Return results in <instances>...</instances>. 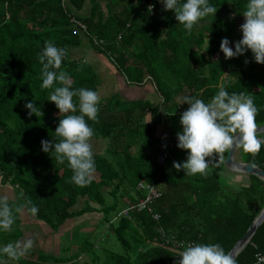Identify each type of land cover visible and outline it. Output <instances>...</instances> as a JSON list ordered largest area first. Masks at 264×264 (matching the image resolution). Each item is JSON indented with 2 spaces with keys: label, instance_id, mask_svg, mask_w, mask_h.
Masks as SVG:
<instances>
[{
  "label": "trees",
  "instance_id": "16d2710c",
  "mask_svg": "<svg viewBox=\"0 0 264 264\" xmlns=\"http://www.w3.org/2000/svg\"><path fill=\"white\" fill-rule=\"evenodd\" d=\"M85 1L0 0V181L16 191L17 200L10 201V205L22 210L25 200L31 201L39 209L33 216L58 229L67 219L96 210L91 201L98 203L99 211L105 215L101 222L109 225L108 232L113 231L124 251L106 249L110 258L99 262L90 236L84 245L95 256L96 261L91 264H178L181 245L193 242L219 243L230 252L264 207V180L245 174L249 184L236 186L226 179L228 151L219 159L215 154L206 157L212 159L207 175H184L183 169L177 171L173 167L174 161L187 158V150L171 149L162 166L157 165L155 157L161 132L177 139V132L182 130L180 114L172 113L179 109L178 101L191 94L208 102L221 84L229 93L251 95L258 109L256 124L264 125V63H257L251 50L225 59L220 42L227 37L230 46L234 41L236 20L214 19L210 14L189 32L176 20L174 10H164L158 0H153L152 10L148 6L150 0H136V4L124 5L120 11H110L106 20L99 3L88 16H78L74 8L81 9ZM209 2L220 9L231 4L230 11L240 17L246 5V0ZM72 16L87 25L86 36L92 46L126 76L125 82L149 83L159 95L158 103L124 100L120 94L100 98L96 120L88 121L94 131L90 143L107 139L108 147L104 153L93 152L94 178L84 187L71 182L72 169L66 160L57 162L41 146L42 139L58 142L54 131L64 115L48 100L53 88H40L38 53L46 40L67 50L56 71L69 75L70 87L91 88L99 94L100 79L93 65L83 58H71V48L81 44ZM94 36L105 43L94 44ZM55 86L59 84L54 83ZM29 101L34 102L38 116L28 115L30 110L25 104ZM73 102L78 103L77 97H73ZM181 106L186 110L189 105ZM148 112L160 114L172 126L166 124L167 130L161 128L157 133L160 124L146 122ZM241 156L243 161L264 170V145L255 154L242 150ZM141 181L154 183L161 191L160 197L150 204V209H131L127 216L116 218L122 209L146 196L139 186ZM107 195L114 198L107 202ZM84 197L86 209L73 212ZM20 211H14L11 230L0 231L9 242L18 240L22 232ZM114 217L117 222H111ZM158 230L167 235L174 233L180 246L162 243ZM257 253H264V222L236 256L237 264L254 263ZM26 254L33 258L21 256L15 261H68L66 257L52 259L30 250Z\"/></svg>",
  "mask_w": 264,
  "mask_h": 264
},
{
  "label": "clouds",
  "instance_id": "9594fccd",
  "mask_svg": "<svg viewBox=\"0 0 264 264\" xmlns=\"http://www.w3.org/2000/svg\"><path fill=\"white\" fill-rule=\"evenodd\" d=\"M161 2L164 10H174L176 20L189 32L204 17L210 14L215 16L217 11L209 0ZM228 2L232 3L233 0ZM241 13L245 17L244 23L240 25L241 39L235 42L233 50L229 46V39L222 38L220 50L225 59L251 50L255 61L264 63V0H246ZM66 56L65 48L58 47L48 40L38 53L41 64L40 88H53L48 100L55 103L61 115L64 114L54 131L59 138L58 142L55 140L52 143L42 139L41 146L44 152L50 153L52 157L54 155L57 162L63 163L66 160L72 169L71 182L84 187L93 181L96 167L90 143L94 131L88 121H95L97 118L100 96L91 88L72 89L69 75L64 71H56L60 69ZM54 83L59 86L53 87ZM74 96L77 97L78 103L73 102ZM181 103H187L189 106L180 114L182 130L177 132V147L187 150V158L183 162L174 161L173 167L177 171L183 169L184 175H207L212 159L206 157L211 158L215 154V158L219 159L225 151L237 148L255 154L264 145V137L257 135L258 109L251 95L244 92L229 93L225 85L221 84L208 102L188 94L182 98ZM25 107L30 110L29 116H38L34 102H27ZM21 207L32 215L39 211L38 207L28 200H25ZM20 210L21 208L14 209L10 205L7 196H0V231L11 230L15 219L14 211ZM32 247L31 238L8 242L0 245V255L16 260ZM181 247L183 250L178 253V264H237L235 257L226 252L219 243L193 242Z\"/></svg>",
  "mask_w": 264,
  "mask_h": 264
},
{
  "label": "crops",
  "instance_id": "0c3cea01",
  "mask_svg": "<svg viewBox=\"0 0 264 264\" xmlns=\"http://www.w3.org/2000/svg\"><path fill=\"white\" fill-rule=\"evenodd\" d=\"M158 1L159 4H162L161 0ZM97 3H99L102 8V12L104 13L105 20L109 16L110 11L112 12H116L117 10L120 11L119 9L123 8V6L125 5L121 3H116L118 4L117 6L114 0H86L82 4L81 9L77 10L76 8H74V11L78 16H88L89 14L92 13V9ZM136 3L137 2H135L134 4ZM151 3H153V0H150V4ZM115 5L117 7H114ZM225 6L226 7H223L221 9L217 8V11L215 13V16L213 15V18L218 19L225 17L227 20H231V21L236 20V34H235L236 38L234 39V41H232L230 45V47L234 48L235 42H237L242 37L240 25L244 23L245 17L237 16L234 12L230 11L231 4L228 5L225 4ZM80 35H81V44L80 46L77 47L75 46L71 48L70 50L71 58L73 59L83 58L84 60L86 59L93 65L100 79L99 96L101 99L109 97L113 94H120L124 100L134 101L141 99V100H147V101L149 100L151 102L158 103L159 98L154 95L155 90H153L152 86L149 83H146L144 85H134L125 82L124 79L126 78V76L108 59L107 56L94 49L86 34L84 32H81ZM146 122H151V123L155 122V115H153L152 112H148L146 116ZM161 128L164 130L163 125L160 124L157 126V130H159V133L161 131ZM93 144L98 145V142L91 144L92 150L95 147L93 146ZM94 150L93 152L101 153V150H97V151ZM236 153L237 154L234 157L236 161H243V159L239 157L241 156V152L237 151ZM224 173L226 179L232 181L233 184L236 186H240V185L246 186L249 184L245 174L239 173L238 171L236 172L229 166L225 167ZM0 196H7L9 202L17 200V194L15 189L12 186H10V184H6V185L2 184L1 181H0ZM86 201L87 198L85 197L79 199L75 207H73L72 211L81 212L85 210ZM90 205L93 208H96V210L84 211V213L75 215L67 219L66 222L58 228L59 230L47 226L45 223H43V221L36 219V217L33 215H30L27 212V210L22 209L20 211L21 222L19 223L22 232L20 233V237L18 240L31 238L33 240V247L30 249L31 252L46 254L51 258L66 257L68 258L66 264H76V263L91 264V262L95 260V256H93L92 253L88 251L87 247H85L84 241L86 240V238L90 236H95L96 231L101 229V227L105 226L106 230L108 231L109 225L106 223H102L105 218V215L103 212L99 211L100 205L93 201L90 202ZM122 210L117 214V216H115L116 218L120 216ZM115 217L111 219V222H117L118 219H116ZM57 230L58 232H56ZM70 231H71V237L72 235H75V237L73 238V246H71V249L68 254L61 255L60 254L61 237H63V235H65L68 232L70 233ZM109 233L110 234L112 233L113 235V231ZM165 233L167 234V232ZM168 235H171V233H168ZM7 240L8 239L3 238L1 239V242L5 241V243H7L9 242ZM10 240L15 241V239H10ZM149 245L152 246L151 244ZM114 250L117 251L116 248H114ZM105 253L106 255L105 256L103 255V258H101L98 255L99 262H106L108 257L110 258L108 251ZM31 256L33 258V255ZM22 257L28 258V255L25 253ZM0 264H19V263L15 260L7 259L4 256L0 255Z\"/></svg>",
  "mask_w": 264,
  "mask_h": 264
},
{
  "label": "built area",
  "instance_id": "2783aa9c",
  "mask_svg": "<svg viewBox=\"0 0 264 264\" xmlns=\"http://www.w3.org/2000/svg\"><path fill=\"white\" fill-rule=\"evenodd\" d=\"M149 8L151 9L154 8L153 3L149 4ZM71 19H72L75 29L78 32L80 33L84 32L85 34H88L87 25H85L82 21H80L75 16H72ZM92 39H93L94 44L96 45H103L105 43L104 39L97 38L96 36H94ZM160 137H161V141L157 147L155 162L157 163V165L162 166L166 162L168 151L176 148L178 141L177 139L171 137L169 133L164 132V131L161 132ZM139 186L146 193V196L142 198L137 204H132L129 207L122 210V212L120 213V216L121 215L127 216L131 209H137V210L150 209V204L155 199L159 198L161 195V191L154 183L141 181L139 183ZM154 218L158 219L159 216L154 215ZM158 232L160 233V238L162 240V243L167 244V245L176 244L177 246H180L181 243L179 240L175 238L174 234L167 235L162 230H158ZM263 263H264V253H257L255 257V261L252 264H263Z\"/></svg>",
  "mask_w": 264,
  "mask_h": 264
},
{
  "label": "rangeland",
  "instance_id": "374dc122",
  "mask_svg": "<svg viewBox=\"0 0 264 264\" xmlns=\"http://www.w3.org/2000/svg\"><path fill=\"white\" fill-rule=\"evenodd\" d=\"M134 1L135 0H132V1L131 0H114L115 4L116 3H121V4H125V5H131V4L134 5V3H135ZM116 5L118 6V4H116ZM116 5L114 7H117ZM70 54H71V52H70ZM154 95L159 98V95L156 92L154 93ZM178 102L180 103L181 100L178 101ZM178 108H177L178 110H175L172 113H174V114H181L185 110L181 106V104H179ZM155 122H157V124L160 123L161 125H163V127L166 126V124L168 126H170V127L172 126L169 123H166L165 122V119H162V117L160 116V114L159 115L156 114V116H155ZM164 128H166V130H167V127H164ZM157 133H159V130H157ZM107 144H108V140L107 139L106 140H103V141H99L98 142V145L93 144V146H95L94 147L95 150L94 149L93 150L94 151L101 150V153H104L103 151L106 152V149L108 147ZM237 151H240L241 152L242 150L239 149ZM239 157L242 159V156H239ZM112 198H114V197L113 196H110V195H107V202L110 201ZM58 230L56 232H58ZM2 237H3V234L0 232V242H1V239H3ZM74 237H75V235H72V237H71V231H70V233L68 232L65 235H63V237H61V245H60V254L61 255L62 254L65 255V254H68L69 253V251L71 249V246H73V238ZM117 239L118 238L115 235L110 234L106 230V227H101V229H99V230L96 231L95 236H92L90 238V240L95 244L94 251L93 252L97 253L101 258H103V255L104 256L106 255V253H105L106 252V249H108V250H114V248H116L117 251L123 252L124 249L122 248L121 243Z\"/></svg>",
  "mask_w": 264,
  "mask_h": 264
},
{
  "label": "water",
  "instance_id": "95a60500",
  "mask_svg": "<svg viewBox=\"0 0 264 264\" xmlns=\"http://www.w3.org/2000/svg\"><path fill=\"white\" fill-rule=\"evenodd\" d=\"M264 133V125L258 126V132L257 135ZM237 149H234L232 151H228L227 157L225 158V165L226 167L229 166L236 172L243 173L246 175H256L264 180V170L259 167L258 165H255L253 163L243 162V161H236L235 160V154L237 152ZM264 222V207L261 210V212L256 216L253 223L251 224L250 228L247 230L245 235L238 240L233 248L230 250V253L236 258V256L239 254V252L245 247V245L251 240L252 236L257 231L258 227Z\"/></svg>",
  "mask_w": 264,
  "mask_h": 264
}]
</instances>
